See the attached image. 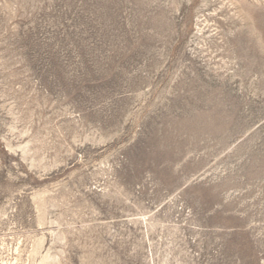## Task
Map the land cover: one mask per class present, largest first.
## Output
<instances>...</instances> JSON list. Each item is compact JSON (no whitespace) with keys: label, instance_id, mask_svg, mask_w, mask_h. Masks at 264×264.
<instances>
[{"label":"rangeland","instance_id":"374dc122","mask_svg":"<svg viewBox=\"0 0 264 264\" xmlns=\"http://www.w3.org/2000/svg\"><path fill=\"white\" fill-rule=\"evenodd\" d=\"M0 264H264V0H0Z\"/></svg>","mask_w":264,"mask_h":264}]
</instances>
